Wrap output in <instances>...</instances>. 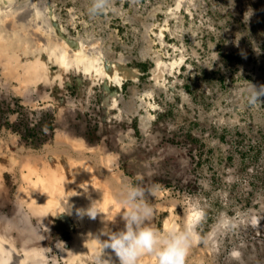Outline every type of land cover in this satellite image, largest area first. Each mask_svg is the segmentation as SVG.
Here are the masks:
<instances>
[{
  "label": "rangeland",
  "instance_id": "obj_1",
  "mask_svg": "<svg viewBox=\"0 0 264 264\" xmlns=\"http://www.w3.org/2000/svg\"><path fill=\"white\" fill-rule=\"evenodd\" d=\"M101 2L14 0L17 7L0 14L1 26L6 18L20 24V36L36 27L55 31V20L71 38L104 46L140 71L108 94L103 79L74 67L52 81L22 83L35 47L12 46L11 57L0 59V159L9 162L0 182V240L25 264H66L60 248L72 250L70 229L20 206V174L28 169L15 162L27 151L48 160L47 148L64 134L116 157L112 168L142 190L158 229L170 219L183 224L184 205L199 200L204 215L186 264H264V0ZM26 8L30 16L19 19ZM154 51L166 68L150 57ZM133 97L137 112L122 103ZM24 234L35 241L28 255L17 240ZM12 260L0 252V264ZM110 262L119 264L101 252L73 264Z\"/></svg>",
  "mask_w": 264,
  "mask_h": 264
},
{
  "label": "bare ground",
  "instance_id": "obj_2",
  "mask_svg": "<svg viewBox=\"0 0 264 264\" xmlns=\"http://www.w3.org/2000/svg\"><path fill=\"white\" fill-rule=\"evenodd\" d=\"M5 5L17 7L14 0H0V14L6 9ZM30 12L27 9L26 14L18 16V18L25 20L30 16ZM5 21H10V23L6 27L0 25V59L11 57L10 47L12 46L18 47V49L29 47L37 49L31 56V60L23 65L24 70L21 69L24 80L22 83L38 79L52 81L61 76L65 70L74 67L94 80L103 79L105 88L110 94L111 85L122 87L124 81H130L140 75L138 68H130L121 60H115L110 50L104 46L102 48L98 46V48L96 44L94 46L89 43L84 44L71 38L63 28L56 24L55 20L53 21L56 26L55 31L48 32V30H42L41 27H36L27 32L22 31L23 36L16 34L20 32L16 30L20 24L17 25L14 20L13 22L7 18ZM23 39L25 42L22 41ZM30 42L33 43V46L30 45ZM150 57L153 59L157 57V64L167 67V64L161 62L157 52H152ZM180 61L181 59H176L171 62L170 67L174 68ZM51 64L57 65L58 70H52ZM113 96L116 97L117 93H114ZM122 103L124 106L130 107V110H136V112L139 110L135 108L137 103L135 97L129 101L130 105L127 102ZM142 120V128L145 130L150 118L144 117ZM47 150L48 160L27 151L24 158L19 157L15 161L21 170L28 169L26 175L20 174L23 177V184L19 185L17 193L20 206L26 204V207L32 215L36 216L35 218L39 219V222L44 224L56 222V224L59 223L70 229L69 233L73 238L72 250L66 252V248H60L66 264H73L76 259H80L85 254L94 255L97 253L100 255L101 252L107 258L119 263L112 250L104 248L102 244L108 239L106 235L108 232H115L124 227L123 210L117 201L123 186L128 183L121 171L112 168L116 157L106 154L100 148L86 147L83 141H76L64 134L58 135L55 146L47 148ZM72 150L75 151L77 157L69 160L67 156ZM7 161V159H0V182L3 170L8 167L7 164L9 165ZM33 176H37V181L32 179ZM171 205V213H174V204L171 203L169 206ZM91 207H93V214L97 213L95 217L88 215V209ZM153 217L154 214L150 223L155 227ZM173 223L175 221L171 219L166 221L165 229ZM13 229L17 230L18 224ZM25 236L26 234L23 235L24 238L17 240L20 241L28 255L31 253V247L35 245V241L32 237ZM196 243L197 240H194L193 245ZM0 244L3 247L0 252L12 256L11 264H25L24 258V260H20V251L15 250L16 248L3 239L0 240ZM139 264H154V262L150 256L145 255L139 260Z\"/></svg>",
  "mask_w": 264,
  "mask_h": 264
},
{
  "label": "clouds",
  "instance_id": "obj_3",
  "mask_svg": "<svg viewBox=\"0 0 264 264\" xmlns=\"http://www.w3.org/2000/svg\"><path fill=\"white\" fill-rule=\"evenodd\" d=\"M95 6L102 7L101 0H96ZM117 202L123 210L124 227L108 232V239L102 244L112 250L119 264H139L145 255L150 256L154 264H186L196 238L194 223L204 215L198 199H189L184 205L183 224L173 223L166 229H158L150 223L153 209L144 202L142 190L137 185H124ZM92 208L88 209V215L95 217L97 213L93 214ZM238 254L237 251L231 253Z\"/></svg>",
  "mask_w": 264,
  "mask_h": 264
}]
</instances>
